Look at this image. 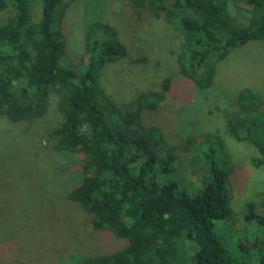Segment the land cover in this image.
Segmentation results:
<instances>
[{
    "label": "trees",
    "instance_id": "1",
    "mask_svg": "<svg viewBox=\"0 0 264 264\" xmlns=\"http://www.w3.org/2000/svg\"><path fill=\"white\" fill-rule=\"evenodd\" d=\"M36 1L0 0V117L12 124L40 121L56 96L61 121L50 138L57 155L77 160L80 173L64 200L90 216L95 233L123 242L106 254L79 256L78 264H244L214 232L217 221L237 220L231 209L232 165L222 138L200 133L179 149L160 128L145 123L144 112L157 111L170 93L167 79L162 90L139 94L133 110H120L102 87L101 75L107 65L131 56L127 44L110 24L86 21L84 56L74 67L63 27L66 10L81 0H41L38 20ZM131 3L156 18L164 15L174 28L180 74L198 94L215 86L219 66L233 53L264 43V0ZM240 87L239 110L226 115L225 132L256 148L250 161L259 169L264 99L256 88ZM242 219L255 233L264 231V202L248 203ZM258 262L264 264V252Z\"/></svg>",
    "mask_w": 264,
    "mask_h": 264
},
{
    "label": "rangeland",
    "instance_id": "2",
    "mask_svg": "<svg viewBox=\"0 0 264 264\" xmlns=\"http://www.w3.org/2000/svg\"><path fill=\"white\" fill-rule=\"evenodd\" d=\"M237 7L247 10L243 4ZM139 12L140 17H135ZM40 14L41 0H37L34 19ZM7 16L9 12L3 15ZM86 21L110 24L127 44L131 56L107 65L101 75L102 87L120 110H133L139 94L162 90L167 79L170 93L157 111L144 112L145 123L160 128L169 145L179 149L187 138L200 133L222 138L232 165L231 209L237 220L217 221L215 236L239 262L259 264L264 231L255 233L242 216L248 203L264 202V166L251 165V158L258 155L256 148L233 140L224 123L228 113L239 110L235 95L240 86L256 88L264 99V43L233 53L219 66L215 86L198 94L180 74V42L164 15L156 18L149 9L134 8L131 0L75 1L66 10L63 27L74 67L84 56ZM57 104L53 96L47 115L37 122L12 124L0 117V264H78L79 256L106 254L123 244L114 236L95 233L90 216L64 200L80 173L75 171L77 160L57 155L50 138L61 121ZM60 166L63 173L58 172Z\"/></svg>",
    "mask_w": 264,
    "mask_h": 264
}]
</instances>
